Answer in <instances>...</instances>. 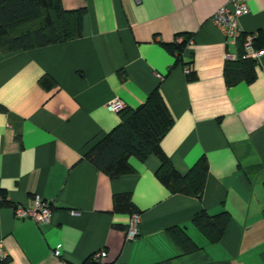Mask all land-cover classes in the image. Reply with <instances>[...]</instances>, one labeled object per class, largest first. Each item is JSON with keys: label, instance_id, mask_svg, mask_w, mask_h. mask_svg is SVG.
<instances>
[{"label": "crops", "instance_id": "1", "mask_svg": "<svg viewBox=\"0 0 264 264\" xmlns=\"http://www.w3.org/2000/svg\"><path fill=\"white\" fill-rule=\"evenodd\" d=\"M228 0H62L84 9L82 38L29 52L0 50V242L5 264H264V56L252 84L228 87V44L213 16ZM244 34L264 37V0H250ZM192 36L182 60L169 47ZM198 80L189 83L187 67ZM48 76L55 86L46 89ZM160 89L175 125L162 148L187 176L202 158V199L171 195L156 177L160 159L131 160L116 180L86 155L120 125L108 106L137 109ZM130 194L135 211H115ZM53 209L47 224L15 216L36 200ZM227 213L220 239L196 224ZM140 235L127 242L132 216ZM187 239L186 249L180 243ZM60 248V256L55 251Z\"/></svg>", "mask_w": 264, "mask_h": 264}, {"label": "trees", "instance_id": "2", "mask_svg": "<svg viewBox=\"0 0 264 264\" xmlns=\"http://www.w3.org/2000/svg\"><path fill=\"white\" fill-rule=\"evenodd\" d=\"M85 15L84 9L65 10L62 0H0V50L9 55L76 41L83 36ZM180 38L182 42L169 47L178 60H182L193 37L183 35ZM244 38L239 41V58L236 61L228 60L225 66V82L228 87L241 83L252 84L257 79L258 62L243 57ZM254 47L264 50L263 36H257ZM192 64L193 61L184 65L191 67ZM187 80L189 83L197 81L196 73L187 75ZM40 85L51 89L55 83L45 76L40 80ZM119 116L120 125L90 151L86 159L101 173L116 180L135 172L132 159L145 162L151 155H155L161 161L156 177L171 195L181 194L202 199L209 175V162L206 157H202L185 177L175 169L162 148V141L174 127L175 119L160 89L155 90L139 108H126ZM114 206L117 212L135 211L130 194L117 195ZM195 222L211 237L220 239L230 217L227 213L213 217L201 214ZM180 243L187 248V239ZM85 264L96 263L91 258Z\"/></svg>", "mask_w": 264, "mask_h": 264}, {"label": "built area", "instance_id": "3", "mask_svg": "<svg viewBox=\"0 0 264 264\" xmlns=\"http://www.w3.org/2000/svg\"><path fill=\"white\" fill-rule=\"evenodd\" d=\"M250 0H228L227 4L222 7L212 18V22L219 30L224 34L228 44L236 45L244 38L243 50L244 58L251 59L259 62L264 56V50H257L254 47L257 34H244L239 24L240 18L250 13ZM193 44L191 39L188 43V47ZM228 60L236 61L239 58V54H229ZM192 72L191 67H187L186 73L189 75ZM109 111L119 114L122 110L126 109V105L122 100L116 99L108 106ZM5 199L0 197V207L3 205ZM15 216L20 219H31L38 224H47L50 222L53 214L52 206L49 202L41 199L36 200L35 207L33 209L24 208L22 206H16L14 208ZM141 223V216L134 214L132 216L129 227L126 231L127 242H132L139 237V225ZM60 248L55 251L57 257L60 256ZM107 257L105 251L98 252L92 256V261L96 264H100L103 259ZM9 260V255L6 251L4 242H0V264H5Z\"/></svg>", "mask_w": 264, "mask_h": 264}]
</instances>
